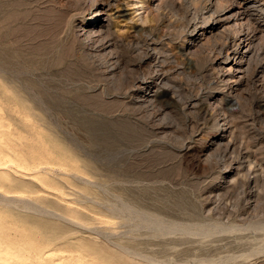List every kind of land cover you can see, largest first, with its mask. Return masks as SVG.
Masks as SVG:
<instances>
[{
    "label": "rangeland",
    "instance_id": "374dc122",
    "mask_svg": "<svg viewBox=\"0 0 264 264\" xmlns=\"http://www.w3.org/2000/svg\"><path fill=\"white\" fill-rule=\"evenodd\" d=\"M6 1L0 41L27 60L0 45V93L33 109L0 110V146L66 200L25 179L41 207L0 216L105 264H264V0Z\"/></svg>",
    "mask_w": 264,
    "mask_h": 264
},
{
    "label": "bare ground",
    "instance_id": "6f19581e",
    "mask_svg": "<svg viewBox=\"0 0 264 264\" xmlns=\"http://www.w3.org/2000/svg\"><path fill=\"white\" fill-rule=\"evenodd\" d=\"M5 4L7 7H9V3L6 0H0V17L3 15L4 11L7 10ZM100 13L101 11H98V14L90 19L91 20L90 25H94L96 21L100 19L99 17ZM102 20L103 19H101V21ZM101 21H99L98 25L100 24ZM0 45L1 48L4 50L3 63L7 62L9 64H12L10 66L12 67L14 66V68L17 70L21 66L20 62L23 60H27V58L22 59L17 53V49H18L17 44H11L10 42L8 44L1 40ZM68 53L70 56L69 50ZM48 58H50V53L45 57L37 56L36 60L37 62H41V61L45 62L48 60ZM33 60H35V58ZM67 60L68 57L64 55L59 60H56L55 62L51 63V66H53L52 64L57 65L59 63L60 64L66 63ZM9 64L6 65L9 66ZM7 66L4 68L7 69L10 67ZM2 87L3 88L0 93V102H1L0 110L2 111V113L18 114L22 116V115H28V113L31 112L33 108H31V106L27 104L25 100H23V97L22 98L19 97L17 95L18 93L16 94L15 91L10 89L4 83ZM2 123H0V125ZM2 140L4 139L1 133L0 141ZM7 140H8V145H7L8 147L0 146V204L3 203L5 205L10 206L12 205V203L15 204V202H17V204H19L18 202H21L27 208L35 209V207L37 208L41 207L40 204L37 202V200L33 199L34 197L31 198V196L30 197L24 196L22 194L24 192L21 193L19 192V190L16 189L15 185L19 184V182L28 185L27 183H29V181L25 179L34 180L36 182L49 186L48 188L50 191L54 192L55 190V193L61 199L66 200L65 199L66 196L63 194L65 192H63V190H61L60 188H54L49 183L47 178L41 174L40 168L42 166L40 164L41 162H39L38 159H36L35 157L37 155L30 154L33 158L32 157L29 158L27 155L23 154L22 151L19 152V149H17V147H14V145H12L13 139L11 137H9ZM47 154H49V152H47ZM67 202L69 201H66V203ZM70 203H69V208H70L69 210L74 211L75 209L71 207L72 203L71 204ZM16 225H17L16 223L13 224L11 223V219L9 218V216L7 215L5 217L0 216V264H105L104 260H102L101 258L99 259L97 256H94L93 254L90 253H84V254L67 253L66 252L67 249H64L62 247L59 252V249L57 250L49 246V244L52 243V241H50L48 244L41 242L33 233L30 232L29 228L27 229L26 227H23L22 229H19L18 225L17 226ZM129 250L131 249L129 248ZM56 251L58 252L59 256H56ZM125 256L123 254L121 255V257L118 258V262L120 264H144L140 261L138 262V261H134L131 258L129 259V256L126 257Z\"/></svg>",
    "mask_w": 264,
    "mask_h": 264
}]
</instances>
